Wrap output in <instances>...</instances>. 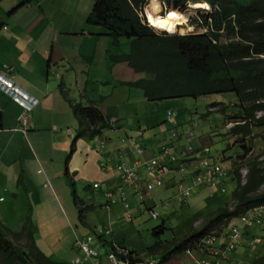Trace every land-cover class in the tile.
I'll use <instances>...</instances> for the list:
<instances>
[{
	"label": "crops",
	"instance_id": "1",
	"mask_svg": "<svg viewBox=\"0 0 264 264\" xmlns=\"http://www.w3.org/2000/svg\"><path fill=\"white\" fill-rule=\"evenodd\" d=\"M92 1L0 0V72L37 99L36 105L25 112L17 101L0 90V222L15 232L30 231L43 252L52 250L50 256L68 250L74 252L73 256L81 255L74 244L75 236L89 234H84L80 225L54 199L64 192V181L72 184L76 196L78 192L96 189L94 191L100 197L98 202L103 208L107 202L106 194L117 189L122 182L116 164L149 158L164 145L177 143L182 147L191 127L187 125L189 119L183 120L184 115L179 111L172 121L167 119L169 106L174 102H151L140 88L126 84L139 77L127 63L113 62L109 56L125 54L121 52L129 45V39L121 38L119 45L115 46L113 39L106 35L89 37L84 34L81 37L78 34L87 27L85 21L80 22L74 17V12L87 15ZM68 12L72 13V19L67 18ZM94 31L102 32V29ZM81 61L86 63L83 71ZM90 63L96 67L88 69ZM92 102L103 114L116 118V122L100 134L105 141L102 149L93 139L77 136L79 121L73 106ZM22 115L27 119L26 124L22 123ZM206 136L204 133L194 135L191 143L200 148L206 144L202 141ZM123 137L127 138L124 142ZM132 146H141L142 155H137ZM139 173L144 180L151 181L143 168ZM171 177L168 172L164 184L155 186L145 200L129 191L128 208L121 200L112 205L123 206L130 218V209L140 213L144 208L155 209V200L161 198L160 192L174 189ZM219 184L213 186L209 197H213L215 191H221L223 186ZM47 185L52 186L49 193H55L52 197L58 216L52 207H48L47 200L51 202L52 198L44 194L49 190ZM204 186L209 185H199L194 191L201 192L199 189L206 188ZM114 193L118 197L119 193ZM11 194L14 197L7 199ZM176 194L173 193L172 197L180 207L185 201ZM229 196L228 203L231 202ZM77 201L82 215L84 209L94 205V201L84 202L78 198ZM169 204V200L162 202L163 207ZM48 216L52 219L47 223V231L43 232L41 226L47 222ZM160 216L164 222L169 218L166 210ZM39 218L43 220L41 223L37 222ZM57 220L60 222L58 226ZM81 222L85 219L82 218ZM243 229H246V233L242 231L246 237L250 231L246 226ZM65 231H68L70 241L63 245ZM227 233L228 230L225 235ZM104 240V244L110 247L113 238L104 237ZM185 255L188 258L184 261L186 264L189 260L198 264ZM234 257L235 254L230 253L229 264L234 262ZM161 258L162 263L169 260L168 256Z\"/></svg>",
	"mask_w": 264,
	"mask_h": 264
},
{
	"label": "trees",
	"instance_id": "2",
	"mask_svg": "<svg viewBox=\"0 0 264 264\" xmlns=\"http://www.w3.org/2000/svg\"><path fill=\"white\" fill-rule=\"evenodd\" d=\"M159 1L165 8L180 11H186L189 3H207L209 8H195L196 14L190 20V25L205 31L160 34L141 15L148 0H95L86 23L98 26L102 32L82 28L84 30L78 34L81 37L84 34L89 37L106 35L113 39L115 46L121 38L132 39L129 53L111 54L109 58L113 62L127 63L136 74L149 75V78L139 77L126 84L140 88L151 102L233 93L238 100L234 106L237 111L233 114H227L230 104H210L220 106L222 125L232 123L228 133L240 137L236 142L244 154L248 153L250 150L243 142L244 137L256 127L264 129V114L256 116V112L264 111V0ZM169 13H175V16L166 14L170 17L182 15L175 10ZM85 66L86 63L81 61V71ZM94 67L96 64L90 63L88 69ZM73 107L79 121L77 136L91 139L110 126V116L103 114L95 102L77 103ZM261 135L264 139V134ZM245 166L244 182L238 167L233 171L236 175V185L231 193L233 209L225 203L200 228L182 237L174 250H182L187 242L204 236L223 218L230 221L250 207L264 205V159L249 158ZM162 222L164 224V219ZM162 229L164 225L154 229L153 233ZM98 239L105 241L104 237ZM156 246L158 244L152 249ZM130 253L135 254L134 251ZM0 264L63 263L43 252L30 231L15 232L0 222ZM251 264H264V254L256 256Z\"/></svg>",
	"mask_w": 264,
	"mask_h": 264
},
{
	"label": "rangeland",
	"instance_id": "3",
	"mask_svg": "<svg viewBox=\"0 0 264 264\" xmlns=\"http://www.w3.org/2000/svg\"><path fill=\"white\" fill-rule=\"evenodd\" d=\"M94 1L95 0L91 2V8L88 14L92 10ZM154 1L158 2L159 4V10L157 11V14L164 16L163 14H165V12L170 8H165L159 0ZM151 2L152 0H148L143 8V14H141L148 24L149 22L147 21L145 11L146 9H149V13H151ZM191 4L195 3H189V7L186 11L174 9L185 16V21H180L181 23H178L175 26V32L171 33L165 31L164 29L154 27L155 30L160 34H187L204 32L205 29L190 25L191 17L196 14V7ZM198 8H200L201 10L205 9V7ZM156 10L157 7L156 9H152V16L156 14ZM88 14L83 16L82 12H74V17L78 18V21L80 22H86ZM71 15L72 13L68 12L67 18L72 19L73 17ZM85 27H87L88 29L95 28L94 30L98 29V26L91 25L89 23H86ZM126 39H129L130 43L129 45H127V48L124 49V52H121L125 54L129 53L132 40L130 38ZM130 72L132 71L130 70ZM137 76L149 78L148 74L143 73H139L137 74ZM165 101L174 102V104H171L169 106L170 110L167 111V119L169 121H172L175 113L179 111V113L184 115L183 120L189 119V122L186 121L188 123L187 125H191L186 133L187 139L182 144V147L181 145L180 147L176 145V149H178L179 152L177 154V161L173 165L175 171L170 172L172 176L171 180L173 181L172 183L176 184L178 182V178H180L181 176L180 173H177V169L180 163L185 162L187 157H189L190 155L199 156L200 159L207 158L206 156H204L206 155V152L203 149L208 148L210 151L209 155H212V157H214L213 159L215 160V162L222 164L225 166V168H227V176L219 184V186H223L226 189L225 192L219 191L218 193V191H215L214 196L209 197L208 194H210V192L214 189L213 186H204L206 188L199 189V191L202 190L201 192L194 191L195 189H193L191 195L185 201V204L183 203L182 205H180V207H177L178 205L176 204L175 199L172 197V194L178 191L177 187H174V189H171L167 192H160L161 198L159 200H155L157 204V206H155V209L160 214L164 210L168 212L169 218L165 220L164 224L162 222L161 216L158 218H151L148 208H144L145 210L143 213L130 209L132 218H129V215H127L123 206L121 207L120 205H111V208L109 210L103 209L98 202L100 197L94 191L96 189H91V191L86 190L84 192H78V195L76 196L74 189L71 186L72 184L67 180L64 181V192L59 193V198L55 197L54 199H56L58 205L61 204L64 212L68 214L70 218H72L76 222V224L80 225V229L84 231V234L89 233L95 237V235L93 234V229L95 227H102L103 229L109 228L111 233L110 235H106L105 237H112L114 243L117 246L124 247L130 251H134L136 256L148 258H161L168 256V262H164L162 264H186L184 261H188V258L183 253V250H174V247L182 237L187 235L192 230L200 228L209 216H211L218 208L224 206L225 203L229 200V195H231L230 193H232L231 191L234 190L236 185V175L233 173L236 167H238L239 174L242 175L243 170H247L245 166V162L247 159H251L256 156H258V160L264 159V139L261 137V134H264V129L262 127H256L253 129L252 133L249 136L244 137L243 142L250 150L248 153L244 154V150H242L236 142L240 137H235L228 133V129L232 126V123L228 122L227 125L223 126V116L221 113H219L220 106L210 104L212 102H222V104L228 105L230 104L231 107L229 109L227 108V114H233L237 111V108L234 106L238 102L236 96L233 93L211 94L207 96H200L197 98L182 97L164 99L162 101H159V104L164 103ZM207 110L210 111L209 114H207ZM263 114L264 111L256 112L257 117ZM108 121L111 125L116 122V118L110 117ZM74 127H76V125ZM190 132H192L193 135H190ZM201 133L207 135L206 138L202 140L206 144H202L200 148H196L191 143V138H193L194 135H200ZM95 138H101L104 141V138H102L100 135H96L91 138L95 143H97L95 141ZM121 140L124 142L125 140H127V138L123 137L121 138ZM188 146L191 147L190 152H188L187 150ZM139 147L141 148V146ZM157 153H159V151ZM140 168L144 169L143 166ZM118 187H120V185ZM51 188L52 186H49V190H45L44 194L52 198L51 202L50 199L47 200L48 207H52V210L58 216V210L52 197V195L55 196V193H49L51 191ZM111 191L118 192L117 189H113ZM11 197H14V195L11 194V196H7V199H12ZM77 198L81 199L84 202L94 201V205L92 207L84 209V215H82L81 212L78 211ZM165 200H169L170 204L166 207H163L162 202H164ZM228 204L230 205V210L233 209L234 203L231 201ZM68 207H70V210L67 209ZM114 208H116V211H114ZM110 212L112 213L111 215ZM82 218L85 219V222H81ZM51 219L52 218L48 216L47 222L45 224H42L41 230L43 232L47 231V229L49 228V225H47V223ZM42 221L43 220L41 218L37 220V222L39 223H41ZM58 221L59 220H57L56 226L60 224V222ZM221 223H223L224 226L222 229L223 233H226L229 226L231 225H239L241 227V230L246 233L247 228L243 229L244 225L242 223H239V220L237 218L230 219V221H222L218 223L217 226L211 229H219ZM161 225H164V229L159 230L156 234L153 233V230L158 229V227ZM248 229L250 232L245 238H248L249 236L260 237L262 239V243H259L256 246H247L243 242V244L233 252L235 254V257L232 264H251L256 256H262L264 254V229L259 227L257 224L248 226ZM62 238L63 240L65 239L63 245L67 244L70 241L68 231L63 232ZM95 240L97 242L99 254L105 255V253L110 250V247L104 244L103 239H98L95 237ZM50 241L52 242L51 238ZM156 244H158V246H156V249L153 250L152 248ZM45 253L49 257H52V259H54L55 261L63 264H70L72 256L74 254V252H71L69 250L58 252V254H53V256H50L53 253L52 250L45 251ZM61 253H65V255ZM54 255L56 256L54 257ZM229 261V259H225L221 264H226L227 262V264H229ZM188 263L194 264L190 260ZM82 264L90 263L88 261H83Z\"/></svg>",
	"mask_w": 264,
	"mask_h": 264
},
{
	"label": "built area",
	"instance_id": "4",
	"mask_svg": "<svg viewBox=\"0 0 264 264\" xmlns=\"http://www.w3.org/2000/svg\"><path fill=\"white\" fill-rule=\"evenodd\" d=\"M3 27L6 28V26ZM0 90L17 101L24 108L25 112L37 103L36 98L15 85L10 77L1 72ZM21 119L23 124L27 123L25 115H22ZM190 135H193V133L190 132ZM95 141L99 144L100 148L104 147L103 139L95 138ZM176 145L178 144L172 143L164 145L159 153L149 158H137L132 163L123 161L116 164L122 181L120 187L117 188L119 195L117 197L114 192L109 191L106 194L107 202L103 205V208L109 209L110 206L118 200H121L125 208H128L129 191L134 192L140 200H145L155 186H162L165 182L167 173L175 171L172 165L176 163L177 154L179 152L178 149H176ZM132 148L137 155H142V147L132 146ZM187 150L190 152L191 147L188 146ZM203 150L206 152L204 156L207 158L200 159L199 156L190 155L185 162L180 163L178 166L177 173H180L181 176L174 185L178 188V194H176V196L182 201L187 200L195 187L202 184L215 187L227 176V168L222 164L216 163L215 160L209 156L208 148H204ZM164 161L168 163H164ZM169 163L172 165L170 164V166ZM142 166L145 169V175L149 176L151 181L147 182L144 180L142 175L138 172V169ZM246 173L247 170H243L241 175L242 182L245 181ZM220 190L222 192L226 191L224 187H221ZM149 212L152 218L160 217L159 212L153 208H150ZM127 215H129L130 218V214ZM226 219L227 218H223L222 221H226ZM237 219L239 223H242L246 227L253 224L264 227V205L248 208L240 213ZM223 227V223H221L219 229H210L204 236L187 242L183 247L184 253L193 258L198 264H221L223 260L230 259V253L236 251L243 242L247 246H256L262 243L260 237L251 236L245 238L239 225L229 226L226 235L222 232ZM110 233L109 228L103 229L102 227H95L93 230V234L96 238L105 237ZM95 237L92 234L75 236L74 244L81 252V255H74L70 264H82L83 261H88L90 264L162 263V258L139 257L135 254H131L128 249L117 246L113 240L110 241L109 244L111 247L110 250L102 256L99 254ZM220 239L222 241H220Z\"/></svg>",
	"mask_w": 264,
	"mask_h": 264
},
{
	"label": "bare ground",
	"instance_id": "5",
	"mask_svg": "<svg viewBox=\"0 0 264 264\" xmlns=\"http://www.w3.org/2000/svg\"><path fill=\"white\" fill-rule=\"evenodd\" d=\"M191 5H193L194 7H205V8H208V5L206 3H195V4H191ZM156 7H157V10L155 11L156 14H154L152 16V13H153L152 9H156ZM158 10H159L158 2H155L154 0H152V2H151V10H150L151 13H149V9H146V11H145L147 21L149 22L150 25H152V26H154L156 28L164 29L165 31L172 33V32H175V30H176L175 26L178 23H181L180 21H185V16H183V15L177 16V17H170V16L166 15V14H169L170 11H173L174 8H170L169 10H167L165 12V14H163L164 16H161V15L157 14ZM159 21H163L164 22L163 26H161V24L158 23Z\"/></svg>",
	"mask_w": 264,
	"mask_h": 264
},
{
	"label": "snow or ice",
	"instance_id": "6",
	"mask_svg": "<svg viewBox=\"0 0 264 264\" xmlns=\"http://www.w3.org/2000/svg\"><path fill=\"white\" fill-rule=\"evenodd\" d=\"M169 15H171V16H175V13H169ZM158 23H160V24H161V26H163V24H164V22H163V21H159Z\"/></svg>",
	"mask_w": 264,
	"mask_h": 264
},
{
	"label": "clouds",
	"instance_id": "7",
	"mask_svg": "<svg viewBox=\"0 0 264 264\" xmlns=\"http://www.w3.org/2000/svg\"><path fill=\"white\" fill-rule=\"evenodd\" d=\"M197 3H198V2H197ZM206 4H207V3H206ZM207 5H208V4H207ZM196 8H197V7H196ZM208 8H209V6H208ZM208 8H205V9H208ZM149 25H150V24H149ZM150 26H152V25H150ZM152 27H154V26H152ZM209 113H210V111L207 110V114H209ZM209 152H210V151H209ZM209 156H210V155H209ZM210 157H211V156H210ZM211 158H212V157H211ZM212 159H213V158H212ZM213 160H214V159H213ZM173 165H174V164H173ZM173 165H172V166H173Z\"/></svg>",
	"mask_w": 264,
	"mask_h": 264
}]
</instances>
